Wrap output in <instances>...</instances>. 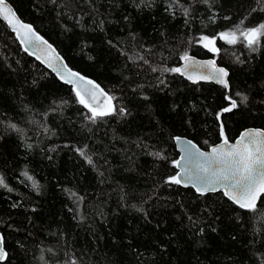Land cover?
I'll return each instance as SVG.
<instances>
[{
	"label": "trees",
	"instance_id": "obj_1",
	"mask_svg": "<svg viewBox=\"0 0 264 264\" xmlns=\"http://www.w3.org/2000/svg\"><path fill=\"white\" fill-rule=\"evenodd\" d=\"M7 1L125 113L86 119L72 88L0 20V232L8 253L0 264H264V196L244 210L222 192L164 182L175 174L174 136L206 148L222 140L221 126L228 140L264 129V37L255 50L218 39L212 53L198 43L245 17L243 27L264 23V3L214 0L209 10L180 0L190 8L185 17L165 11L168 0ZM185 52L214 57L229 71V88L163 71ZM226 96L239 107L223 112ZM85 146L95 167L77 152Z\"/></svg>",
	"mask_w": 264,
	"mask_h": 264
},
{
	"label": "snow or ice",
	"instance_id": "obj_2",
	"mask_svg": "<svg viewBox=\"0 0 264 264\" xmlns=\"http://www.w3.org/2000/svg\"><path fill=\"white\" fill-rule=\"evenodd\" d=\"M51 2L55 4L56 0H51ZM201 2L207 5L209 10H211L214 0H201ZM256 2L257 4H261L264 3V0H256ZM138 6L139 5H137V7ZM177 8L183 10L185 17L190 15V8L184 7V5L180 3V0H168L165 11L175 15ZM251 11L255 12L257 9L253 8ZM260 11H264V7L260 8ZM0 16H3V19L13 27V31L21 38L22 43L32 45L33 47L46 44V41H43L42 38L33 31L30 25L21 23L19 19L16 18V14L8 7L5 0H0ZM215 18L216 14L213 12L209 19L215 23ZM224 19L227 20L230 19V17L225 16ZM245 19L246 17L241 19L239 23L234 26V30L219 32L213 37L202 35L198 42L212 53H218L220 51V49L216 47L218 39L230 45L241 42L249 49L255 50V46L259 45L261 38L264 37V23H260L254 27H243ZM77 23H79V20H77ZM25 50L27 51L28 49L25 48ZM47 52L48 55L44 57L43 62L47 63L49 67H53L52 61L58 60L59 57L54 55V49H52L51 45H47ZM180 58L186 62L183 66L186 70L192 58L189 57L186 52ZM140 59L143 60L145 64L149 63L143 56H141ZM200 66L209 67L212 71L210 75L199 76V79L215 80L225 88H228V81L225 79L228 73L223 68H217L214 60L208 61ZM158 70L160 69L156 67L152 68L153 72ZM163 71L184 74L180 67L164 68ZM63 72L64 74L61 76V79H64L65 83L73 85V91L77 101L91 114L90 116H86V119L90 120L92 123H95L100 118L113 115L117 112L119 114L125 113L124 108L117 109L112 104V96L107 95L91 80L87 81L89 85H92V88L86 96L78 86L79 82L84 80V77L80 76L78 73L67 70L66 66H64ZM188 78L193 79L192 76ZM163 82V80L160 81V83ZM236 95L241 97L239 103H244L248 100L246 95L241 93H236ZM100 98H103V100L101 101ZM225 99L230 101V106L225 107L222 110L223 112H231L233 109L239 107L237 100L233 99L231 96H226ZM8 126L13 130L20 131L15 124H9ZM221 137L222 144L212 146L208 153L200 151L195 144L188 141L185 148V155L182 158L185 161L183 172L167 177L164 182L170 185H179L182 183L181 176L183 175L186 181L191 183L201 195L222 189L223 194L239 208L244 210H255L257 201L264 196V130H247L243 132L239 140L232 145L229 143L228 138L224 137L223 126H221ZM176 139L179 140L180 138L176 137ZM28 147H31V145H28ZM86 147L87 146H85V148H78L77 152L88 164L95 167L92 156L88 155L85 151ZM154 155L158 158H162L160 153H155ZM180 164L181 161L179 160L173 162L174 166H179ZM189 165H192V167H189ZM22 175L26 176L29 180L32 179V177L28 176L26 171L23 172ZM0 187H7L2 176H0ZM33 187H36L35 183H33ZM72 195L75 196L76 194L72 193ZM7 256L8 253L4 247V239L0 236V262L5 261Z\"/></svg>",
	"mask_w": 264,
	"mask_h": 264
},
{
	"label": "water",
	"instance_id": "obj_3",
	"mask_svg": "<svg viewBox=\"0 0 264 264\" xmlns=\"http://www.w3.org/2000/svg\"><path fill=\"white\" fill-rule=\"evenodd\" d=\"M5 2L8 5V7L16 14V18L19 19V21L21 23L30 25L32 27L33 31L38 36H40L43 41H46V44L39 45L38 47H33L32 45L22 43L21 38L17 36V34H16L15 31H13V27L11 25H9L6 20L3 19V16H0V20L3 23L6 24V26L9 28V30L11 32L14 33L15 38L18 40V42L20 43V45L23 48V50L29 56H31L32 58H34L44 68H46L48 71H50L63 84H66V85L70 86L72 88V90H73V85L72 84H69V83H65V80L64 79H61V76L64 74V72H63L64 66H66V69L67 70H70L72 72L78 73L80 76L84 77V80L83 81H80L79 84H78V86L81 88V90L85 93L86 96H87L89 90H91V88H92V85H89L87 83L88 80H91L94 84L98 85L99 88L101 90H103L107 95L111 96L110 93L107 92L95 79H93V78H91V77H89L87 75H84L83 73L77 71L76 69H73V68L69 67L67 65L65 59L63 58V56L57 51V49L52 45V43H50L43 35H41L29 22H27L26 20H23L18 15V13L16 12V10L14 9V7H13V5L11 3H9L7 0H5ZM20 31H22V30H20ZM47 45H51L52 49H54V55L57 56V57H59L58 60H53L52 61L53 67H49L47 63L43 62L44 61V57H46L48 55ZM25 48H27L28 50L26 51ZM188 56L191 57L192 60L190 62L189 67L186 70L183 67L184 64L186 63L185 61L181 60L180 61V64L178 65V67H180L182 69V71L184 72V74L179 73L183 78H185L186 80H188L190 82H211V83H214V84H216L218 86H221V87L225 88L223 85L217 83L215 80H202V79H199L198 78L199 76H202V75H210L211 74V71H212L211 68L200 66V65L205 64L208 61L214 60L215 61V64H216V67L217 68H223L225 71H227V73L229 75V71H228V69L225 66L218 64L217 61H216V59L214 57H212V56H208V57H197L196 55H193V54H188ZM38 57H40V58H38ZM189 76H192L193 79H189L188 78ZM225 79L228 81V85H229L228 76ZM228 88H229V86H228ZM228 88H225V89H228ZM100 99H101V101L103 100V98H100ZM112 104L114 105L113 100H112ZM254 129L264 130L261 127H246L243 130H241L239 132V134L235 138H233L232 140H229V143L232 144V145H234L236 143V141L239 140V138L241 137V134L243 132H245L247 130H254ZM176 137H179L180 139L177 140ZM188 141H191L193 144L196 145V147L200 151L205 152V153L210 152V148L212 146H216V145L222 144V140H220V141H218V142H216L214 144H210L206 148H202L197 143H195L194 141H192L191 139H189L186 136H182V135H176V136H174L173 137V142H174L175 148L177 150V156H176L175 161H177V160L181 161V164L179 166H175V174L176 173H182L183 172V169L185 167V161L182 158L185 155V148L187 146V142ZM189 167H192V165H189ZM181 180H182V183L179 184L180 186H182V187H191L195 192H197L196 189H195V187L191 183L187 182L186 179H185V177L183 175L181 176ZM216 192H222L223 193V190L221 189V190H218ZM208 193H215V192H208ZM0 236L3 237V235H2L1 232H0Z\"/></svg>",
	"mask_w": 264,
	"mask_h": 264
},
{
	"label": "rangeland",
	"instance_id": "obj_4",
	"mask_svg": "<svg viewBox=\"0 0 264 264\" xmlns=\"http://www.w3.org/2000/svg\"><path fill=\"white\" fill-rule=\"evenodd\" d=\"M200 37H201V36H200ZM200 37H199V38H200ZM209 37H210V36H209ZM198 41H199V40H198ZM198 43H199V42H198ZM199 44L202 46V44H201V43H199ZM202 47H203V46H202Z\"/></svg>",
	"mask_w": 264,
	"mask_h": 264
},
{
	"label": "bare ground",
	"instance_id": "obj_5",
	"mask_svg": "<svg viewBox=\"0 0 264 264\" xmlns=\"http://www.w3.org/2000/svg\"><path fill=\"white\" fill-rule=\"evenodd\" d=\"M236 135V134H235Z\"/></svg>",
	"mask_w": 264,
	"mask_h": 264
}]
</instances>
